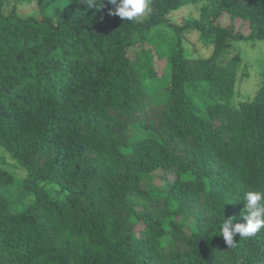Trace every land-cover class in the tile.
Masks as SVG:
<instances>
[{"label":"trees","instance_id":"16d2710c","mask_svg":"<svg viewBox=\"0 0 264 264\" xmlns=\"http://www.w3.org/2000/svg\"><path fill=\"white\" fill-rule=\"evenodd\" d=\"M55 1L21 20L0 0V264H264V230L232 247L220 236L264 190V76L253 100L192 98L233 95L216 62L234 41L264 42V0H151L143 21L71 0L57 22L44 15ZM188 5L200 16L176 29L210 33L212 55L180 38L159 58L148 33ZM10 166L27 172L23 208L4 194ZM51 183L67 200L47 199Z\"/></svg>","mask_w":264,"mask_h":264},{"label":"rangeland","instance_id":"374dc122","mask_svg":"<svg viewBox=\"0 0 264 264\" xmlns=\"http://www.w3.org/2000/svg\"><path fill=\"white\" fill-rule=\"evenodd\" d=\"M3 2V13L6 16L15 10L21 20H26L30 17H34L37 20L43 18L38 6V0H3ZM70 2L71 0H57L47 7L44 15L57 22L62 9ZM188 6L182 7L179 12L172 14L169 17L170 23L161 24L148 33V39H150L148 44L154 46L155 53L159 58L167 59L171 51L177 47V42L180 38L181 46L188 56L193 58H209L212 55L213 45L209 43L212 36L210 33L203 35L197 30L188 31L186 27L182 28L184 32L176 29L185 26L187 21L199 18L200 6ZM146 17L147 13L138 17V19L143 21ZM225 18L221 17L219 22L223 23ZM178 31L180 34H178ZM238 56L240 57V61L234 60ZM158 65L164 67L165 64L161 62ZM216 65L221 72L226 71L227 76L232 75L234 93L233 95H226L220 101L212 98L208 92H206V98L192 94V98L197 105L204 108L209 101L226 102L234 105L240 101L253 100L262 85L264 76V42L253 40L234 41L230 44L227 52L217 60ZM169 80L170 76L168 73L166 77L150 84L149 91L152 96L155 98L166 97L168 95ZM212 85L214 89H218V86H221L218 82H214ZM197 86L199 89L202 88L201 90L208 91L211 84L208 81H204L198 83ZM222 89L226 90L227 88ZM7 168H10L9 170L16 175V180L14 184L4 191V194L8 200H13V204L15 203L23 208L24 205L30 203L31 199L34 198L32 192L27 196L25 189L22 190L27 172L12 166ZM155 183L159 184L160 181L156 180ZM39 187L49 193L48 200L65 201L68 198V192L62 190L58 184H39Z\"/></svg>","mask_w":264,"mask_h":264},{"label":"clouds","instance_id":"9594fccd","mask_svg":"<svg viewBox=\"0 0 264 264\" xmlns=\"http://www.w3.org/2000/svg\"><path fill=\"white\" fill-rule=\"evenodd\" d=\"M116 6L110 15L118 16L122 20L133 21L150 11L151 0H108ZM88 9H101L103 0H84ZM244 209L241 213V222L235 218L224 219L221 225L220 236L228 246H234V236L250 238L264 230V190H249L244 195Z\"/></svg>","mask_w":264,"mask_h":264}]
</instances>
